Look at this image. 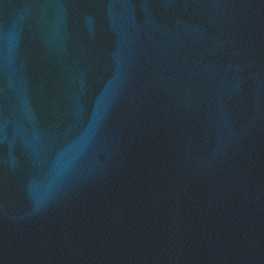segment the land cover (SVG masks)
Listing matches in <instances>:
<instances>
[{"label": "water", "instance_id": "obj_1", "mask_svg": "<svg viewBox=\"0 0 264 264\" xmlns=\"http://www.w3.org/2000/svg\"><path fill=\"white\" fill-rule=\"evenodd\" d=\"M0 264H264V0H0Z\"/></svg>", "mask_w": 264, "mask_h": 264}]
</instances>
